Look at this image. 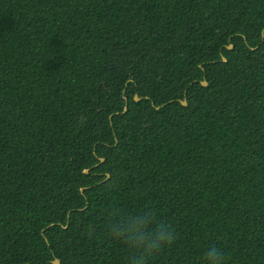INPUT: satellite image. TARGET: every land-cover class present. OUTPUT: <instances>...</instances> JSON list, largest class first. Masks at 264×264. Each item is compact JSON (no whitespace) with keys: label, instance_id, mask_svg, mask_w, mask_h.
I'll list each match as a JSON object with an SVG mask.
<instances>
[{"label":"trees","instance_id":"1","mask_svg":"<svg viewBox=\"0 0 264 264\" xmlns=\"http://www.w3.org/2000/svg\"><path fill=\"white\" fill-rule=\"evenodd\" d=\"M114 207L264 264V0H0V264H130Z\"/></svg>","mask_w":264,"mask_h":264},{"label":"clouds","instance_id":"2","mask_svg":"<svg viewBox=\"0 0 264 264\" xmlns=\"http://www.w3.org/2000/svg\"><path fill=\"white\" fill-rule=\"evenodd\" d=\"M108 234L117 243L123 244L130 252V264H147L149 258L176 240L172 225L157 218L151 208H141L134 214L125 213L114 207L108 213ZM204 264H225L222 248L212 245L203 255Z\"/></svg>","mask_w":264,"mask_h":264},{"label":"water","instance_id":"3","mask_svg":"<svg viewBox=\"0 0 264 264\" xmlns=\"http://www.w3.org/2000/svg\"><path fill=\"white\" fill-rule=\"evenodd\" d=\"M227 48H228V49H231V46H228ZM201 85H202V86H206V82H205V81H202V82H201ZM134 100H135V101H138L139 98H138L137 96H134ZM181 104H182L183 106H185V105H186V102H185V101H182ZM102 161H103V160L101 159L100 162H102ZM83 173H84V174H87L88 171L85 170V171H83ZM107 178H108V175H107ZM52 264H59V261H58L57 259H55V260L52 262Z\"/></svg>","mask_w":264,"mask_h":264}]
</instances>
